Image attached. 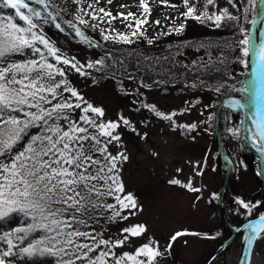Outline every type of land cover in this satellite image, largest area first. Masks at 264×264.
Returning <instances> with one entry per match:
<instances>
[{
	"label": "snow or ice",
	"instance_id": "1",
	"mask_svg": "<svg viewBox=\"0 0 264 264\" xmlns=\"http://www.w3.org/2000/svg\"><path fill=\"white\" fill-rule=\"evenodd\" d=\"M76 2L84 3V0ZM99 2L94 0L88 4L91 12L80 9L84 15L75 17L79 25L98 29L101 23L111 24L117 18L124 21L133 18L135 30L130 35L117 32L112 36L110 29L99 28L103 39L130 44L134 42L133 38L144 36L142 25L148 23L146 17L150 15L147 0H140L144 18L131 12L113 15L104 7L97 9ZM182 2L186 10L181 16L185 19L210 23L215 28H220L226 21L238 23L240 20L227 7L210 13L208 6L215 7L216 0H205L199 14L196 6L199 0L191 4L190 0ZM242 2L246 4L242 10L245 19L251 12L264 20V0ZM107 3L111 4L112 0H107ZM228 3L237 7L235 0H228ZM54 8L52 0H0V10H12V14H0V222L20 218L19 226L0 233V264H16L17 260L34 264L38 258H51L53 264H110V261L112 264H157V259L171 251L172 243L179 237L200 234L177 232L163 252L158 243L150 242L140 246L134 254L117 256L114 249L122 247L129 236L143 235L146 227L134 225L125 228L122 231L128 235L116 241L104 239L102 233L96 231L93 225L99 222L105 210L112 212L114 217L127 219L128 216L121 217V211L127 210L131 214L141 209L133 194H124L125 187L119 176L120 165L127 162L129 156L124 152L112 155L108 151V144L121 139L118 134L114 135L120 123L101 122L98 118L104 116L103 108L88 102L67 79L68 71L74 70L84 76L88 75L85 67L93 68L95 65L91 62L83 65L75 57L69 58L44 33L43 26L48 24L64 31L58 22L59 13L54 12ZM84 16H90L97 23H90ZM155 23L159 24V21ZM251 23L256 24L257 20L253 19ZM78 24L68 22V27L82 41L92 45ZM127 27L133 28V23L129 22ZM183 28L181 24L173 31L180 33ZM245 35L247 37V33ZM148 43L152 40L149 39ZM239 45L243 46V58L239 63L245 68L253 67L252 79L236 89L242 94V99H230L228 107L246 110V119L250 122V126L245 128V132L250 134L247 138L264 154V40L254 45L250 38H244ZM227 46L231 47L230 44ZM253 55L255 60L251 63L250 59H245ZM219 62L225 63L223 58ZM210 64L209 59L203 67L209 68ZM221 87L216 86L215 91L220 92ZM230 90L231 87L225 89ZM144 107L167 121H172L177 115L175 112L165 114L158 111L154 105ZM76 110H80L79 119L74 118ZM120 121L125 126L131 125L123 116ZM180 127L194 130L196 125ZM131 130L136 132L134 127ZM229 131L233 136L240 135L239 129ZM141 138L147 139V134ZM152 155L158 154L153 152ZM202 174L197 172V175ZM168 183L189 192L201 191L191 181L183 184L172 179ZM109 197L116 203H107ZM213 199L218 200L219 197L213 195ZM235 202L251 215L255 205L239 198ZM247 231L248 250L243 264H251L254 245L264 234V215L259 216L257 222L248 224ZM205 238L214 240L216 236Z\"/></svg>",
	"mask_w": 264,
	"mask_h": 264
},
{
	"label": "rangeland",
	"instance_id": "2",
	"mask_svg": "<svg viewBox=\"0 0 264 264\" xmlns=\"http://www.w3.org/2000/svg\"><path fill=\"white\" fill-rule=\"evenodd\" d=\"M226 1L216 0V6H208V11L219 12L225 8ZM93 2L94 0H84V3H77L76 0H52L55 6H63L66 11L64 22H59L64 31L56 29L53 24L43 26L46 36L62 53L69 58L75 57L80 64L87 65L91 62L95 65L93 68L85 67L84 71L88 75L84 76L70 70L67 72V79L88 102L103 108L104 116L98 118L101 122L120 123L114 135L118 134L121 139L108 144V151L112 155L124 152L129 156V160L120 165L119 176L125 187L124 194H133L141 210L132 211L131 214L127 210L121 211V217L128 216L127 219L114 217L112 212L105 210L101 213L99 222L93 226L98 233H102V238L112 241L123 239L128 235L122 231L125 228L134 225L146 227L147 231L143 235L129 236L122 247L115 248L117 256L124 253L134 254L140 246L150 242L158 243L163 252L171 237L183 231L200 235L179 237L172 243L171 251L165 252L163 257L157 259V264H209L213 255L216 259L212 264H227L226 249L231 247L233 253L235 251L237 256L240 254V249L236 246L235 249L232 247L234 241L229 245L225 243L231 231L233 232L239 225L246 226L252 223L254 218L264 213V154L247 138L250 134L245 132V128L248 127L246 114L228 107L230 99H242V94L236 89L243 87L251 78L250 67L245 68L239 63L243 58L242 49L241 51L238 49L239 36H234L237 42L233 49L236 52L234 60L241 71L245 69V75L238 83L230 86L233 95L216 96L214 92L217 85L212 86L200 79L197 82L205 86L202 91H185L184 88L177 86L179 82L186 83L185 77L179 75L171 81L177 84L170 85L168 90L153 89L152 83L140 84L136 80L141 89L139 93L142 101H136L134 104L133 99L127 94H121V83L109 78L97 80L95 76L90 75V69L101 71L107 69V65L104 67L103 64H97L96 60L90 61L89 52L93 48L68 27V22L78 24L75 17L84 15L80 11L81 8L91 12L92 9L88 8V4ZM194 2L195 0H190V4ZM147 3L150 7V15H147L148 23L144 24L143 29L150 35H155L161 29L173 30L181 24L185 29L187 20H190L181 16L186 10L182 0H147ZM204 4L205 0H199L196 5L197 14L203 9ZM237 6L244 8L245 3L239 0ZM100 7H104L113 15L131 12L136 17H145L140 7V0H112L111 4L107 3V0H100L96 8ZM0 14H12V10L3 9L0 10ZM97 15L102 14L97 13ZM84 19L90 23H97L92 21L90 16H84ZM155 21H159V24ZM17 22L22 24L18 19ZM129 22L133 23L131 29L127 27ZM249 23L250 21H246L242 26L241 20L238 23L226 21L221 27L226 26L233 33L244 27L243 32L247 33L248 38ZM201 25L207 29L210 27L211 33H214L215 28L210 23H201ZM78 26L94 44L99 45L101 49L111 50L120 46L122 42L104 40L99 28L110 29L112 36L117 32L130 35L135 30L133 18L128 21L117 18L111 24L101 23L98 29L79 24ZM13 59L21 60L24 57H13ZM212 87L214 88L210 90ZM222 102H225V106L218 112ZM144 105H154L158 111L165 114L175 112L177 115L172 121L163 120ZM217 113H219L218 118ZM79 116L80 110H76L74 118L79 119ZM121 116L128 119L131 125H123L120 121ZM241 121H245V124L241 125ZM192 124L196 125L194 130L180 127V125ZM133 127L136 132L131 130ZM229 129H239L240 135L233 136ZM137 132L140 135H137ZM144 134H147V139L141 138ZM153 152L158 155L153 156ZM262 155L263 160L260 158ZM197 172L203 174L197 175ZM172 179H178L183 184L191 181L193 186L200 188L201 191L189 192L178 185H170L168 181ZM213 195L218 196L219 199H213ZM237 198L255 205L251 215L240 205H235ZM107 203L116 202L109 197ZM233 206L236 209L232 208ZM19 221L20 218L16 217L0 222V233L19 226ZM206 236H216V239L209 240L205 238ZM255 257L264 264V234L255 243L253 258ZM140 258L144 259V257ZM16 264H25V261L17 260ZM34 264H53V261L51 258H38ZM233 264H237V261H233Z\"/></svg>",
	"mask_w": 264,
	"mask_h": 264
},
{
	"label": "trees",
	"instance_id": "3",
	"mask_svg": "<svg viewBox=\"0 0 264 264\" xmlns=\"http://www.w3.org/2000/svg\"><path fill=\"white\" fill-rule=\"evenodd\" d=\"M238 1L235 0L236 5ZM225 7L229 9L230 13L240 17L242 26L246 21L251 20L253 13L249 12L247 19H245L242 14L243 8L233 7L228 3V0L225 2ZM57 9L65 17L64 7L57 6ZM143 28L144 25H142L144 31ZM242 29L244 30V27ZM211 32L210 27L207 29L200 22L191 18L187 20L185 29L180 33L161 29L155 35H150L147 31H144V36L133 38L134 42L130 44L121 43L120 46L112 48L120 56L119 66H117L113 54L102 53L93 48L89 52L91 55L89 60L102 61L104 67L107 65V69L101 71L90 69V75L95 76L97 80L109 78L114 82L121 83V94H127L133 99L134 104L136 101H142L139 93L141 89L138 87V77H140V80L143 79L147 82H155L161 78L171 81L179 75L185 77L188 81L196 79H204L211 83H220L225 80L238 81L245 75V69L241 71L240 66L238 67L234 60L236 52L233 49L237 43L234 36H239V40H241L247 38L245 33L241 29L233 33L226 26L215 28L214 33ZM149 39L152 40V43H148ZM201 44L205 46L200 47ZM229 44L231 47L227 46ZM208 45L212 46L209 47ZM242 47H238L239 51ZM221 58L225 63L219 62ZM209 59L211 60L209 68H204V62L209 61ZM193 62H196V64L193 65ZM184 65L188 67H184ZM124 75L131 77V79L125 78ZM177 86L189 92L202 91V88L193 87L192 85L179 83ZM155 88L168 90L169 85L165 82H159L153 87V89ZM214 93L217 94L216 96L221 94L227 96L229 94L233 95V90L225 91V89H221V93ZM241 112L246 114V110H241ZM246 125L250 126V122H246ZM260 158L263 160V155Z\"/></svg>",
	"mask_w": 264,
	"mask_h": 264
},
{
	"label": "bare ground",
	"instance_id": "4",
	"mask_svg": "<svg viewBox=\"0 0 264 264\" xmlns=\"http://www.w3.org/2000/svg\"><path fill=\"white\" fill-rule=\"evenodd\" d=\"M262 40H264V20L260 19L258 27H257L256 44L255 45H258ZM247 225L239 231L238 236L232 245V247L234 249H235V246L237 247V249H240L239 256H237L235 251H234V253L232 252L233 250L231 247L226 249V259H227L226 262H227V264H233V261H235V260L239 264H241L243 254H244L246 237L248 235ZM251 264H263V263L261 262V260H259V258L255 257L252 259Z\"/></svg>",
	"mask_w": 264,
	"mask_h": 264
},
{
	"label": "water",
	"instance_id": "5",
	"mask_svg": "<svg viewBox=\"0 0 264 264\" xmlns=\"http://www.w3.org/2000/svg\"><path fill=\"white\" fill-rule=\"evenodd\" d=\"M53 11H54V12H58L55 8L53 9ZM58 13H59V12H58ZM59 18H60V14H59ZM253 19H256V20H257V23H256V24H252V23H250V26H249V38L251 39L252 43L255 45V44H256L257 27H258V24H259V21H260L261 18H260L259 16H257L256 14H254L252 20H253ZM252 20H251V21H252ZM92 46H93V47H97V48L100 49V47H99L98 45L94 44V43H92ZM102 51L105 52V53H113V54L116 55V58L119 59V56H118L114 51H112V50H110V49H104V50H102ZM249 59H250V63H251L252 61L255 60V56L253 55V56H252L251 58H249ZM250 68H251V78L249 79V81L252 79V73H253V67L250 66ZM219 85L222 86L223 88L228 87V86H224L223 84H219ZM224 105H225V102H222V103L220 104L219 109H218V112H220V110L224 107ZM218 114H219V113H217V118H218ZM263 215H264V214H263ZM258 218H259V217H258ZM258 218H256V219L254 220V223L258 221ZM237 233H238V231H234V234H233V236L230 238L229 242L233 241V240L237 237ZM247 250H248V249H247V243H246L245 252H244V257H243V262H244V260H245V254H246ZM243 262H242V264H243Z\"/></svg>",
	"mask_w": 264,
	"mask_h": 264
},
{
	"label": "flooded vegetation",
	"instance_id": "6",
	"mask_svg": "<svg viewBox=\"0 0 264 264\" xmlns=\"http://www.w3.org/2000/svg\"><path fill=\"white\" fill-rule=\"evenodd\" d=\"M235 201H236V199H235ZM236 203V202H235Z\"/></svg>",
	"mask_w": 264,
	"mask_h": 264
}]
</instances>
